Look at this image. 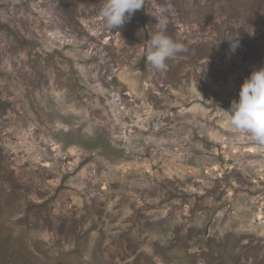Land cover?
<instances>
[{
	"label": "rangeland",
	"instance_id": "1",
	"mask_svg": "<svg viewBox=\"0 0 264 264\" xmlns=\"http://www.w3.org/2000/svg\"><path fill=\"white\" fill-rule=\"evenodd\" d=\"M102 3L0 0V264H264V145L224 111L264 0H145L118 30ZM162 7L186 51L160 72Z\"/></svg>",
	"mask_w": 264,
	"mask_h": 264
},
{
	"label": "clouds",
	"instance_id": "2",
	"mask_svg": "<svg viewBox=\"0 0 264 264\" xmlns=\"http://www.w3.org/2000/svg\"><path fill=\"white\" fill-rule=\"evenodd\" d=\"M145 0H103L99 15L103 27L119 29L130 21L133 14L144 8ZM167 9L160 8L156 15L155 30L149 33L145 51L146 62L156 71H166L168 61L186 51L185 46L167 34L169 19ZM229 49L235 52L239 38L232 36ZM238 99H233L228 110V123L238 132L250 134L253 141L264 145V67L255 69L240 86Z\"/></svg>",
	"mask_w": 264,
	"mask_h": 264
}]
</instances>
